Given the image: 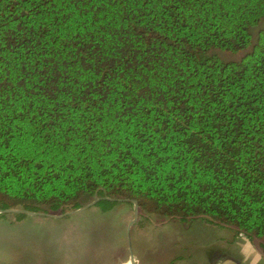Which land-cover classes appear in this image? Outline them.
<instances>
[{"label":"trees","instance_id":"obj_1","mask_svg":"<svg viewBox=\"0 0 264 264\" xmlns=\"http://www.w3.org/2000/svg\"><path fill=\"white\" fill-rule=\"evenodd\" d=\"M263 22L264 0H0V208L137 200L264 255Z\"/></svg>","mask_w":264,"mask_h":264},{"label":"rangeland","instance_id":"obj_2","mask_svg":"<svg viewBox=\"0 0 264 264\" xmlns=\"http://www.w3.org/2000/svg\"><path fill=\"white\" fill-rule=\"evenodd\" d=\"M260 28L264 22L255 36ZM220 55L232 60L242 53ZM73 210L22 220L17 213H0V264H43L47 255L55 264H130V239L137 264H264L259 240L207 217L183 222L139 210L134 220V203L127 202L106 212L94 205L64 215Z\"/></svg>","mask_w":264,"mask_h":264},{"label":"water","instance_id":"obj_3","mask_svg":"<svg viewBox=\"0 0 264 264\" xmlns=\"http://www.w3.org/2000/svg\"><path fill=\"white\" fill-rule=\"evenodd\" d=\"M102 199V197H98L94 200H92L91 202H89L88 204L77 208L73 211L67 212L64 215H69V214H73V213H79L82 212L86 209H88L91 206L96 205L100 200ZM107 199H111V200H116L113 198H107ZM119 201L122 202H127L129 201L128 199H118ZM132 202L134 203V212H135V219L136 220L139 216V203L137 200H132ZM0 213H19V214H26V215H45V216H52V217H61L63 215H55V214H50L48 212H36V211H30L24 208H8V209H1L0 208ZM132 224V223H131ZM130 230V227H129ZM128 230V234H129V238H130V231ZM130 264H137L136 259H135V255L133 252V248L131 245V239H130Z\"/></svg>","mask_w":264,"mask_h":264}]
</instances>
